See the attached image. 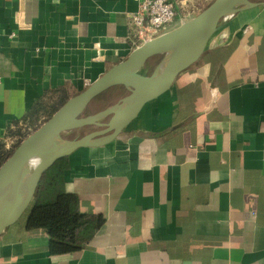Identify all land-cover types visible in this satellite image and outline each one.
Returning <instances> with one entry per match:
<instances>
[{
  "label": "crops",
  "instance_id": "1",
  "mask_svg": "<svg viewBox=\"0 0 264 264\" xmlns=\"http://www.w3.org/2000/svg\"><path fill=\"white\" fill-rule=\"evenodd\" d=\"M209 1L174 0L162 32ZM253 1L113 140L63 156L65 191L101 219L89 240L53 251L26 209L0 234V264H264V0ZM138 4L0 0V139L140 45Z\"/></svg>",
  "mask_w": 264,
  "mask_h": 264
},
{
  "label": "water",
  "instance_id": "2",
  "mask_svg": "<svg viewBox=\"0 0 264 264\" xmlns=\"http://www.w3.org/2000/svg\"><path fill=\"white\" fill-rule=\"evenodd\" d=\"M254 3L212 0L190 19L142 42L23 138L0 165V234L26 211L42 174L55 160L77 148L113 140L145 103L167 91L181 72L200 59L225 17ZM155 55L161 56L150 69L149 60ZM117 85L127 93L92 114L82 115L92 100ZM89 125L96 129L81 136L63 137L67 131Z\"/></svg>",
  "mask_w": 264,
  "mask_h": 264
},
{
  "label": "trees",
  "instance_id": "3",
  "mask_svg": "<svg viewBox=\"0 0 264 264\" xmlns=\"http://www.w3.org/2000/svg\"><path fill=\"white\" fill-rule=\"evenodd\" d=\"M158 58L155 56L150 59L152 67L154 65L151 60ZM113 88L124 90L121 86H114L109 91H112ZM68 98L67 95L60 96L50 108L48 116L50 117ZM42 110L43 104L39 103L27 114L25 119H28L27 128L29 129L18 135L19 140L30 129L38 127V118ZM13 149H6L4 140L0 139V165L11 154ZM64 160L65 157L57 159L44 171L26 211V229H45L49 237V247L53 251L80 248L101 224L99 216L80 212L76 196L65 191L63 181Z\"/></svg>",
  "mask_w": 264,
  "mask_h": 264
},
{
  "label": "built area",
  "instance_id": "4",
  "mask_svg": "<svg viewBox=\"0 0 264 264\" xmlns=\"http://www.w3.org/2000/svg\"><path fill=\"white\" fill-rule=\"evenodd\" d=\"M138 2V10L130 16V22L142 43L159 35L167 25L173 23L176 11L174 0H138Z\"/></svg>",
  "mask_w": 264,
  "mask_h": 264
},
{
  "label": "rangeland",
  "instance_id": "5",
  "mask_svg": "<svg viewBox=\"0 0 264 264\" xmlns=\"http://www.w3.org/2000/svg\"><path fill=\"white\" fill-rule=\"evenodd\" d=\"M211 1L212 0H210L209 3ZM155 56L156 57H159V58L158 59L151 60L153 62V65L154 66L156 65V63L160 59V56L161 55H155ZM155 56H153V57H155ZM116 89L117 88H113L112 89V91H114V92L108 90V91L100 94L99 96H97L85 108V110L82 113V115L92 114V113H94V112H96V111L104 108L105 106L116 102L117 99H119L120 97H122L123 95H125L127 93V90H125V89L124 90H118V89L116 90ZM55 102H56V100L49 101V104H48L47 108L45 109V111H43V112L40 113V116L38 118L39 121L37 123V126H40L45 120H47V117H49L48 116V114L50 112L49 110L52 107V105L55 104ZM95 129H96V127H94L92 125L84 126L82 128L73 129V130H70V131H67V132L63 133V137L64 138H72V137H75V136H81V135L86 134V133H88V132H90L92 130H95ZM34 130H35L34 128L32 130L30 129V131L24 137H22L20 140H19V137H18L16 140L12 141V143L9 142V141H7V140L4 141L5 148L6 149H13V148H15L23 138H25L28 134H30Z\"/></svg>",
  "mask_w": 264,
  "mask_h": 264
}]
</instances>
